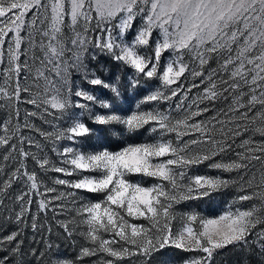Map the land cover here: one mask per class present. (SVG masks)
<instances>
[{"label": "snow or ice", "instance_id": "obj_1", "mask_svg": "<svg viewBox=\"0 0 264 264\" xmlns=\"http://www.w3.org/2000/svg\"><path fill=\"white\" fill-rule=\"evenodd\" d=\"M100 57L131 70L130 114L116 106L119 78L91 67ZM0 108L2 159L15 161L0 208L12 199L17 225L0 264H264V0H0ZM222 193L232 202L216 217L191 203ZM48 212L79 237L74 257L21 247V226L39 231Z\"/></svg>", "mask_w": 264, "mask_h": 264}, {"label": "rangeland", "instance_id": "obj_2", "mask_svg": "<svg viewBox=\"0 0 264 264\" xmlns=\"http://www.w3.org/2000/svg\"><path fill=\"white\" fill-rule=\"evenodd\" d=\"M91 67L95 70L96 75H98L101 79L105 80L106 82L117 83V78H119V86L121 88V97L116 100V106L122 109L121 114H130L131 111L135 110V105L140 99L139 96H136L133 90L127 87L130 69L124 68L122 66L116 65L115 62L109 60L106 57H100L97 61L92 62ZM194 81L189 79L185 82V88L190 86ZM84 87L90 88V85L85 84ZM142 94H146L144 89H140ZM199 88H193L190 96H195L199 94ZM94 94L97 96L109 99L112 97V93L103 88L97 87L94 90ZM30 107V106H29ZM147 107V106H145ZM24 112L25 107L21 105V123H23L24 119ZM6 115V110L0 108V118ZM30 123H34L37 127H44L48 128V125H42V122L36 118H28ZM15 124V121H13ZM90 123V122H89ZM100 127V126H94ZM30 137H34L37 140H42L41 137L38 136L36 133L27 132L26 133ZM97 135L102 136L104 144L108 145L109 147H114L115 144L118 142L117 137L112 136L111 134L104 135L103 133H97ZM148 138L147 134L144 136H138L135 140L131 141L134 143L144 142ZM48 143L49 148L51 147L50 142ZM67 143V142H64ZM87 144L89 148L97 146V139L96 136L91 137ZM48 155L52 156L55 159V155L50 151L47 153ZM4 155L3 149H0V180L5 179V173L11 171L12 167L15 165V161L5 162L2 159ZM29 170H37L36 166L29 161L28 162ZM196 174L200 175H216L217 173L215 170L209 169L204 165H201L198 169H194ZM59 174L49 172L46 175L45 183L48 186H54L59 188L61 191H64L62 186L53 185L52 180L50 179L53 176H58ZM24 190V186L22 184H14L13 189L10 190L12 195L15 196L19 194L20 191ZM35 199V198H34ZM232 202V195L228 193L216 194L213 199L204 200V201H194L191 202L196 206V210L200 211L202 214L207 215L209 217H216L220 214H223L225 211L228 210L229 205ZM15 207L12 199H8L5 201L4 206L0 208V237H4L9 234L11 231L17 228V225L13 223L8 217L14 215L10 209ZM179 207L183 208L184 205H180ZM33 212H35L36 204L32 205ZM53 213H47V219H44V214H41V219L44 227L37 232H33L30 226H21L20 230L22 235L20 239L24 241L21 247L25 250L30 252L31 249L35 248L38 251H44V247L47 243H51L53 245V251L58 253H64V256H61V259L65 258H72L77 254L79 248V237L76 238V243L73 244L72 242L65 239L62 235L63 230L57 225V219H64L65 217L60 216L53 218ZM51 229V231H47V229ZM25 264H40V261L32 256L27 255L24 258ZM87 259V258H86ZM238 259L237 255L229 254L228 256L218 258L217 264H234V262Z\"/></svg>", "mask_w": 264, "mask_h": 264}]
</instances>
